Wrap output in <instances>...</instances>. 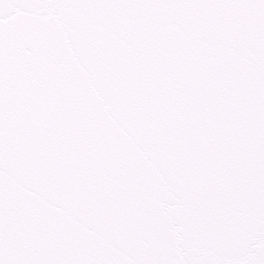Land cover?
<instances>
[{"label":"snow or ice","instance_id":"obj_1","mask_svg":"<svg viewBox=\"0 0 264 264\" xmlns=\"http://www.w3.org/2000/svg\"><path fill=\"white\" fill-rule=\"evenodd\" d=\"M0 264H264V0H0Z\"/></svg>","mask_w":264,"mask_h":264}]
</instances>
